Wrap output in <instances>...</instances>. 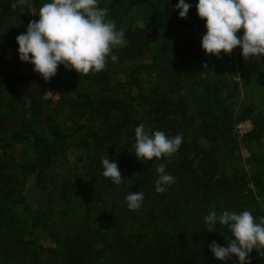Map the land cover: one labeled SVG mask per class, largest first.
I'll return each instance as SVG.
<instances>
[{"label": "trees", "instance_id": "obj_1", "mask_svg": "<svg viewBox=\"0 0 264 264\" xmlns=\"http://www.w3.org/2000/svg\"><path fill=\"white\" fill-rule=\"evenodd\" d=\"M45 2L0 0V46L15 42L17 23L38 20ZM186 2L193 7L180 18L178 0H98L125 44L113 49L115 62L109 56L104 70L85 76L63 65L50 80L28 63L10 69L0 49V264H239L214 258L209 244L227 246L231 232L219 223L209 229L204 217H264V114L238 100L242 88L264 87V56L242 62V83L233 79V53L204 52L205 21L197 0ZM134 9L144 11L143 29L124 23ZM121 68L125 75L109 85ZM247 119L254 127L240 136L236 125ZM141 123L182 134L178 151L137 160ZM107 156L118 164L119 185L101 175ZM161 163L175 182L157 193ZM58 165L62 176H51ZM52 183L53 197L35 211L27 190ZM129 191L144 193L140 209H128ZM262 253L253 250L251 264H264Z\"/></svg>", "mask_w": 264, "mask_h": 264}, {"label": "clouds", "instance_id": "obj_2", "mask_svg": "<svg viewBox=\"0 0 264 264\" xmlns=\"http://www.w3.org/2000/svg\"><path fill=\"white\" fill-rule=\"evenodd\" d=\"M18 3L26 4L27 0ZM192 7L186 0H178L175 5L180 18H186ZM195 7L198 17L205 21L201 48L206 54H230L239 47L245 59L264 56V0H197ZM37 15L39 19L29 22L16 43L19 60L31 64L45 80L54 77L60 65L83 76L100 72L109 56L114 62L118 59L113 49L125 44L124 30L117 29L98 0H51L42 4ZM137 27L143 29L145 25L140 21ZM241 29L243 33L238 36ZM134 134L135 158L141 162L171 156L183 140L182 134L168 136L163 131L147 129L144 123L134 129ZM101 163L103 177L111 178L116 185L124 180L115 161L107 156ZM156 172L155 191L162 193L175 177L163 163ZM143 200L144 193L139 191H129L125 197L130 210L140 209ZM204 223L209 229L219 223L231 232L227 246L215 241L208 246L220 261L235 256L239 264H251L250 253L264 250V217L257 218L248 210L224 211L220 215L213 210L204 217Z\"/></svg>", "mask_w": 264, "mask_h": 264}, {"label": "rangeland", "instance_id": "obj_3", "mask_svg": "<svg viewBox=\"0 0 264 264\" xmlns=\"http://www.w3.org/2000/svg\"><path fill=\"white\" fill-rule=\"evenodd\" d=\"M133 13H136L135 14V17H130V18H126L124 20V23L125 25L128 23L130 26H132L133 24L137 23V22H140L141 21V15L144 13V11L140 12L139 9H134L132 11ZM140 13V14H139ZM130 15V14H129ZM137 15V16H136ZM130 21V23H129ZM27 19L23 20L22 22H20L19 24L17 23L15 25V28H16V33L13 37H11V39L13 41H15L13 44L10 42V44H8L6 41L4 44H2L0 46V49L4 52V55L6 56V61H4L3 65H5V67H9L10 69H17L19 66H25L26 63L25 62H21L18 58V44L16 43V37L18 35H20L21 33H24L26 31V28H27ZM23 26V27H22ZM243 33V29H241L237 35H242ZM233 53V60H231V65L235 67L236 69V72L232 75L233 79L237 80V81H241L242 83V74L240 73V70H239V66L242 65V62L244 61H249L251 59V57L245 59L242 55H241V49L239 47H236L235 49L232 50ZM221 56H224V53L223 51L221 52L220 54ZM2 67V66H1ZM3 68V67H2ZM4 69V68H3ZM19 69V68H18ZM124 71L123 68L115 71V72H110V74L108 75V81L107 83L110 85V84H113L114 82H116L118 79H120L122 76L125 75V72H122ZM26 75V74H25ZM258 82V81H256ZM27 85V84H26ZM258 85V84H257ZM258 86H256L255 88H257ZM261 90L259 89H256L254 90L255 93H253L254 91H251V90H246L245 88H242V90L240 91V97L239 99L236 98V101L237 99L239 100V103L242 102V103H245V104H248L249 102L251 101H254L256 102V110H258L260 113H263L264 114V87L261 85ZM52 91L53 93H55V98H59V94L56 90H50ZM47 95V94H46ZM57 98V99H58ZM0 105H2V103H0ZM62 121V120H61ZM71 118H66L62 124H65L67 125V123H71ZM262 142H263V146H264V137L262 138ZM243 149V148H242ZM241 152V149L240 151ZM64 165V164H63ZM66 165V164H65ZM67 168L71 169L73 172V176L75 175V177H81V171L79 169H77L76 167L73 166V163H69L66 165ZM56 171L55 173L52 172V174H50L51 176L53 174L56 175V177H61L62 176V173H63V169L61 166H57L56 167ZM66 168V169H67ZM55 169V168H54ZM31 185V184H29ZM55 184L52 183L49 184V188L48 189H45V191L43 192H40L41 189L39 188V186H30L29 187V190H27V193H26V197L27 199L29 200V203L31 204V206H34V210L36 211L40 206L44 205L45 203V199L48 197L50 199V197H53L54 195V190H55ZM48 201V200H47ZM47 201H46V204H47ZM52 242H49L48 244H51Z\"/></svg>", "mask_w": 264, "mask_h": 264}, {"label": "built area", "instance_id": "obj_4", "mask_svg": "<svg viewBox=\"0 0 264 264\" xmlns=\"http://www.w3.org/2000/svg\"><path fill=\"white\" fill-rule=\"evenodd\" d=\"M55 96V93H53L52 91H48L47 93V97H51L54 100H57V98L53 97ZM254 127L253 121L250 119L244 120V121H240L237 125H236V132L241 136L245 133H247L248 131H250L252 128Z\"/></svg>", "mask_w": 264, "mask_h": 264}]
</instances>
